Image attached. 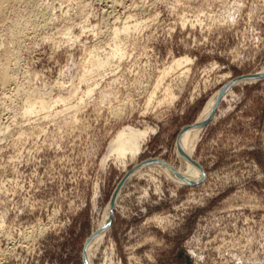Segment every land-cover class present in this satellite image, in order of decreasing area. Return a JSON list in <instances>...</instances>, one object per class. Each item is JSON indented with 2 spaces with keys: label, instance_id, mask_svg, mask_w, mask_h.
<instances>
[{
  "label": "rangeland",
  "instance_id": "rangeland-1",
  "mask_svg": "<svg viewBox=\"0 0 264 264\" xmlns=\"http://www.w3.org/2000/svg\"><path fill=\"white\" fill-rule=\"evenodd\" d=\"M137 22L118 38L125 56L99 67L114 28ZM4 66L0 264H91L129 171L92 264H264V78L233 81L264 68V0H0ZM224 87L193 156L203 176L149 167H186L179 135ZM33 97L50 112L25 114ZM126 126L147 134L119 159L108 151Z\"/></svg>",
  "mask_w": 264,
  "mask_h": 264
},
{
  "label": "bare ground",
  "instance_id": "bare-ground-1",
  "mask_svg": "<svg viewBox=\"0 0 264 264\" xmlns=\"http://www.w3.org/2000/svg\"><path fill=\"white\" fill-rule=\"evenodd\" d=\"M44 21H46V20H44ZM46 22H48V21H46ZM132 24L133 23H131V24L125 23L123 25H119V26L117 25L114 28V32H115L114 43H113V46H111L112 50L109 51L107 55L99 56L98 53L92 55V56L96 57V62L98 63L99 67L105 66L107 63L111 62L113 60V58L116 56H118V57L125 56L126 50L122 44V40H118V38L120 36H122L123 34L127 35V34H130L133 30L139 29L140 25L138 22L134 25H132ZM90 53H93V50H91ZM192 60H193L192 57L188 54H184V55H180V56H174L172 59V62L169 65L165 66V68L163 70L164 74L170 72L174 68L183 67L186 64H188L189 62H191ZM3 64L1 66H3ZM0 71H1V75L3 76V78H5V80H6V78L8 79L9 77H11V74L9 73L7 66L2 67V70H0ZM186 71H188V68H186ZM261 71H264V68ZM181 75L184 76V74H181ZM13 79H14V77H13ZM7 82H9V80ZM92 90L93 89L91 88L89 90V92H91ZM216 93H214L211 96V99H209V101L206 103V105L204 106L203 110L201 111V113L199 114V116L197 117V119L194 123H200L203 120L207 119L209 116H211L212 108H213V105L215 104ZM152 96H153V94L151 95V97ZM30 97H32V96H30ZM59 97L62 100H65L64 97H61V96H59ZM151 97H150V100L152 99ZM174 97H175V94L173 95L172 98H174ZM61 99H60V101H61ZM161 101H162V99H161ZM27 102L28 103L26 104L25 114H30V116L32 113H36V112L41 111L43 109H49V112H50V109H52V107H53L52 101L47 100L44 97H40V98H36V97L34 98L33 97L32 99L29 98V100ZM56 102H58V101H56ZM62 110H64V109H62ZM65 110H67V109H65ZM58 112L59 111H56V114H58ZM60 113H61V111H60ZM50 114H52V113H50ZM53 114H55V113L53 112ZM6 127H8V126L6 125ZM203 129H204V127L201 125H196V126L190 125V126L185 127L180 133L179 142H180L182 150H179L178 154H180L181 157L183 158V160H185V162H186V167L184 169H182L180 167L176 168L173 164H172V166L168 165V164L164 163V161H161V160L153 161V163H151L150 164L151 166H149V167H151L153 169L158 168L159 170H161V172L166 173L170 178L176 179L180 182L185 183V181L199 180L203 176V171L201 170L200 167H198L193 162V156H194V152L196 150V147L198 145V142L200 140V135H201ZM5 131H6V129H5ZM146 134H147V129L140 130V129H137L133 126H126L124 129L122 128V131L111 141L108 154L113 152V153L117 154V157L119 159L121 157L124 158L128 154V152H130L133 156L137 155L142 150V145H143L142 141L144 140V137L146 136ZM185 154H187V155H185ZM182 158H180V159H182ZM124 162H126V161L124 160ZM173 167H175L176 170L180 174H177L174 171L175 169H173ZM109 213H110L109 204H107V206L105 208L104 216L101 219V221L99 222V224L97 225L98 229H100V230L88 242L87 256H88L91 264H92V260H93V253H95V251L98 250L100 248V246L102 245V243L104 242L105 235H106L105 233L107 231V228L105 227V225L109 219Z\"/></svg>",
  "mask_w": 264,
  "mask_h": 264
},
{
  "label": "water",
  "instance_id": "water-1",
  "mask_svg": "<svg viewBox=\"0 0 264 264\" xmlns=\"http://www.w3.org/2000/svg\"><path fill=\"white\" fill-rule=\"evenodd\" d=\"M264 78V71H257V72H253V73H247V74H243V75H240L238 77H236L233 81L234 82H239V81H242V80H260ZM225 87L220 89L216 95H215V104L213 105V108H212V112H211V116H209L207 119L203 120L202 122L200 123H193L191 124V126H196V125H201L203 127L207 126L210 121L213 119V116L217 110V107L219 106V103L223 97V94L225 92ZM190 126V125H188ZM187 127V126H186ZM185 128V127H184ZM179 138H180V135H179ZM180 139H178V144L181 148V145H180V142H179ZM182 149V148H181ZM187 155V154H185ZM193 162L201 168V165L199 164V162H197L195 159H193ZM164 163L168 164V165H171L170 163H168L167 161H164ZM172 166V165H171ZM173 169H175L174 171L177 173V174H180L175 167H173ZM131 174V171H129L125 176L124 178L122 179V181L118 184L117 188L115 189L112 197H111V200L109 202V209H110V213H109V219L105 225V227L108 229L110 226H111V222H112V219H113V216H114V208H115V204H116V200H117V196L119 194V191L120 189L122 188L124 182L127 180V178L130 176ZM100 230V229H99ZM98 230V231H99ZM98 231L95 232V234L98 233ZM185 255V259H186V264H192V257L190 254L188 253H184ZM87 256V254H86ZM86 261H87V257L85 258ZM88 263V262H87ZM89 264V263H88Z\"/></svg>",
  "mask_w": 264,
  "mask_h": 264
}]
</instances>
